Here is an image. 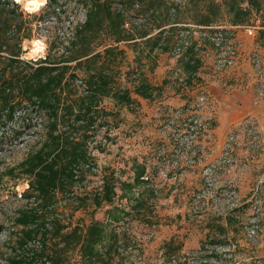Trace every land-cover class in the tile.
<instances>
[{"label":"rangeland","instance_id":"obj_1","mask_svg":"<svg viewBox=\"0 0 264 264\" xmlns=\"http://www.w3.org/2000/svg\"><path fill=\"white\" fill-rule=\"evenodd\" d=\"M46 1L29 8L27 0H1L17 15L5 27L0 17V95L10 90L2 82L10 70L20 76L49 64L68 66L58 87L62 96L68 90L80 92L87 66L72 59L84 51L103 54L110 47L108 60L105 54L91 66L104 64L116 88L129 90L132 102L101 100L106 112L99 113L86 141L87 163L76 169L77 181L52 191L43 212L66 224V230L77 224L84 232L90 222L99 221L101 250L111 234L116 236L110 258L104 255L103 263L94 264H264V103L259 102L264 97L258 96L264 87L254 90L257 112L233 115L222 102L253 82L244 57L255 48L264 50V0L246 22L236 24L224 0H214L219 11L204 25L196 19L207 0L195 5L190 0H136L128 9L119 0H108L112 8L125 9L124 27L134 39L115 41L103 29L84 47L75 31L85 23L89 6L82 0ZM161 24L170 45L151 49L152 42L138 36H155ZM246 24L262 28L248 36L240 27ZM204 26H226L239 41L231 67H215L214 46L206 37L213 29ZM187 47L200 60L191 74L182 57ZM140 75L152 86L150 97L134 89ZM17 89L14 101L21 97ZM49 125L32 105H23L0 126V264L14 254L29 255L41 242L38 232L18 247L16 237L31 225L18 226L15 219L36 203L28 196L32 176L24 161L44 144ZM60 167L59 158L54 168ZM139 172L143 177L138 178ZM106 190L110 199L96 206L94 198ZM61 254V264H89L81 261L77 248Z\"/></svg>","mask_w":264,"mask_h":264},{"label":"trees","instance_id":"obj_2","mask_svg":"<svg viewBox=\"0 0 264 264\" xmlns=\"http://www.w3.org/2000/svg\"><path fill=\"white\" fill-rule=\"evenodd\" d=\"M82 1L89 7L85 23L79 25L75 31V38L78 39L80 46L84 47L87 39L92 37L93 33L103 29L109 34L113 33L115 41L134 39L124 24L125 9L135 4L136 0H119L121 6L125 8L123 10L112 8L108 0ZM161 1L167 2V0ZM202 1L206 0H190V4L195 5ZM49 2L57 5V0H49ZM243 2H245V6H242ZM206 3L207 9L200 12L199 18L196 19L198 24L210 23L219 11V2L207 0ZM261 3L262 0H224L227 10L232 13L234 24L246 22L253 9H259ZM16 15L17 12L7 10L5 4L0 0V17L5 20L2 24L4 27L11 25L9 21L12 22ZM162 26L163 24L158 26L160 29L155 36L147 37L148 33L143 32L138 37H146L144 38L146 43L151 41L153 44L151 49L159 46L161 50H166L170 45V38L163 36L165 28H161ZM3 30L0 29V32ZM8 31L10 32L12 29L10 28ZM213 32L214 30H210L211 34ZM210 35H206V37L208 38ZM112 51L113 48L110 47L105 48L103 54L96 52L89 55L84 51L72 59L77 60L76 65L78 66L85 64L87 66V75L84 79L85 82H82L83 89L80 92L68 90L62 96L61 91H58L61 78L68 70V66L65 65L58 67L49 64L48 66L30 67L27 73L20 76L16 74L15 69L10 70L8 77L2 81L10 84L7 86V89L10 88V90L8 89L10 92L3 90L0 95L2 101L0 103V126L11 121L16 107L23 105H32L50 123L44 144L24 161L28 173L32 176L29 181L28 196H34L36 203L29 211L20 212L15 219L18 226L31 225L30 229L26 232L21 230L20 235L16 237L18 247L23 246L25 241H30L32 234L38 232L42 235L40 237L41 242L38 247L31 249L29 255L14 254L7 264H36V260H43L39 264H45L47 260L49 264H61V253L75 248L78 249L81 261L89 264L103 263L104 255L107 256L115 248L116 236L111 234L107 244H103V250L100 249L102 247L100 243L102 226L99 221L90 222L84 232L77 224L66 230V224H63L58 218H49L48 213L43 212V209L48 208L51 204L52 191L57 188L63 189L64 185H71L77 181L76 169L82 163H87L86 141L92 133L94 124L100 118L99 113L102 115L106 112L105 108L100 105L101 100L104 97H111L120 104H131L132 102L129 90L116 88L114 77L106 70L104 64L91 66L94 60L105 54V58L108 60V55ZM193 52L191 47H187L182 55L185 59L184 67L190 74L194 73L200 65L199 58ZM9 60L15 62L13 58ZM54 71L56 73H53ZM69 75L71 78L75 76L73 73ZM15 86H18L17 93L21 96L16 101L13 100L14 95L12 94ZM134 89L138 94L145 97H150L153 92L151 84L143 75H140L139 84ZM59 105L61 112L57 116ZM59 158L61 167L58 170L54 166ZM141 173L139 172L138 178L143 177ZM104 199H110L108 190L103 196L98 195L94 198L95 205L99 206L105 201ZM47 240L52 242L47 244Z\"/></svg>","mask_w":264,"mask_h":264},{"label":"built area","instance_id":"obj_3","mask_svg":"<svg viewBox=\"0 0 264 264\" xmlns=\"http://www.w3.org/2000/svg\"><path fill=\"white\" fill-rule=\"evenodd\" d=\"M207 27L208 29H213L214 32L208 36L209 40L212 42V45L214 46V65L218 69H224V68H229L231 67L234 62H235V57L234 55L237 53V45H239V41L237 39L231 38V33L230 30L226 29V26H204ZM223 27L224 29H221ZM231 27V26H229ZM234 27V26H232ZM244 29V32L248 36H254L255 33L260 30L262 27L258 26L256 24H246L240 26ZM227 31V32H226ZM263 55L262 53L259 52L258 48H255L251 50L245 57L244 60L252 67L255 68L257 73H260V67L262 63ZM258 96L263 97L264 96V91L259 90L258 91Z\"/></svg>","mask_w":264,"mask_h":264},{"label":"crops","instance_id":"obj_4","mask_svg":"<svg viewBox=\"0 0 264 264\" xmlns=\"http://www.w3.org/2000/svg\"><path fill=\"white\" fill-rule=\"evenodd\" d=\"M259 52L263 55V60L259 69L260 73H257L255 68L247 63V66L249 68L247 76H249L250 79L253 80V82L248 83L246 91L240 94L233 91L228 93L227 96L223 98L224 100L221 98L226 108L225 110H231V113L233 111V115L237 114L238 112L247 113L248 111H250L252 113L254 112V110L255 112H257L260 103H264L263 100L259 101L260 103H258L256 100L258 98L257 96L254 98V90L256 88H260V85L264 87V83L261 82L264 78V50L259 48Z\"/></svg>","mask_w":264,"mask_h":264},{"label":"bare ground","instance_id":"obj_5","mask_svg":"<svg viewBox=\"0 0 264 264\" xmlns=\"http://www.w3.org/2000/svg\"><path fill=\"white\" fill-rule=\"evenodd\" d=\"M41 3L39 2V1H37V0H32V3L31 4H29L28 2H27V6L30 8H37L39 5H40ZM32 5H35L34 7L32 6Z\"/></svg>","mask_w":264,"mask_h":264},{"label":"clouds","instance_id":"obj_6","mask_svg":"<svg viewBox=\"0 0 264 264\" xmlns=\"http://www.w3.org/2000/svg\"><path fill=\"white\" fill-rule=\"evenodd\" d=\"M15 2L17 3V4H21L22 2H24V0H15ZM27 2L29 3V4H31L32 3V0H27ZM46 2V0H40V3L41 4H43V3H45ZM33 7L35 6V5H32Z\"/></svg>","mask_w":264,"mask_h":264}]
</instances>
